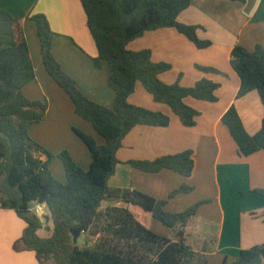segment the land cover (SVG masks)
I'll list each match as a JSON object with an SVG mask.
<instances>
[{
	"label": "trees",
	"instance_id": "trees-1",
	"mask_svg": "<svg viewBox=\"0 0 264 264\" xmlns=\"http://www.w3.org/2000/svg\"><path fill=\"white\" fill-rule=\"evenodd\" d=\"M79 2L97 50L93 65L100 68L104 63L108 71L107 86L114 93L112 108L86 98L74 79L62 71L52 54L54 34L46 17L33 14L29 19L34 24L45 72L69 97L75 114L90 123L103 139L99 145L73 129L89 150L87 170L67 151L54 156L30 138L28 130L42 120L47 103L24 96L23 88L35 79L29 49L20 31L19 18L0 9V209L12 210L25 224L14 249L33 251L38 264H207L204 253L185 243L184 229L200 203L170 213L164 208L166 201L136 190L108 186L124 137L136 126L164 128L169 124L167 115L129 104L128 98L137 83L155 102L168 106L185 127L195 125L199 116L197 110L185 104V99L217 101L215 92L219 84L204 78L191 87H182L178 82L164 84L159 75L170 69L169 64L152 62L149 50L126 49L129 42L145 32L162 28L174 29L198 49L209 47V41L197 38L195 26L177 21L192 0ZM230 65L240 81L237 97L255 91L264 107V50L256 46L248 52L236 45L230 53ZM221 121L240 155L264 152V117L259 131L253 135L245 131L233 106ZM191 155L186 150L128 164L145 173L170 170L188 177L193 168ZM54 157L61 162L65 183L57 181L49 169ZM189 190L183 185L169 197ZM255 193L264 197V190ZM107 200L120 202L122 206L103 207L102 202ZM34 205L45 206L43 218L46 223L51 222V227L36 216ZM151 219L168 228L171 239L153 233L148 227ZM42 231L47 232L46 237L40 236ZM79 239L83 240L82 245H78ZM232 264H264V244L240 251Z\"/></svg>",
	"mask_w": 264,
	"mask_h": 264
},
{
	"label": "crops",
	"instance_id": "crops-1",
	"mask_svg": "<svg viewBox=\"0 0 264 264\" xmlns=\"http://www.w3.org/2000/svg\"><path fill=\"white\" fill-rule=\"evenodd\" d=\"M0 9L19 18L20 31L29 49L35 79L23 88V94L29 100L47 103L42 120L28 130L30 138L54 156L67 151L87 170L89 150L73 129L91 137L96 144L101 145L103 139L90 123L75 114L69 97L45 72L34 24L29 19L33 14L46 17L54 34L52 54L62 71L74 79L86 98L112 108L114 93L107 86L108 71L104 63L100 68L93 65L97 50L79 0H0ZM177 21L195 26L197 38L209 41L210 46L198 49L174 29L162 28L145 32L129 42L126 49L149 50L152 62L169 64L170 69L159 75L164 84L178 82L182 87H191L202 78L219 84L215 92L217 101L185 99L187 106L199 112L195 125L185 127L168 106L155 102L137 83L128 98L129 104L163 113L169 117V124L164 128L136 126L124 137L116 152L117 164L108 186L136 190L166 201L164 208L170 213L200 203L184 229L185 243L204 253L207 264H232L240 251L264 244V197L255 193L264 190V152L240 155L221 121L233 106L249 135L260 129L264 107L255 91L237 97L240 81L231 68L230 53L236 45L248 52L256 46L264 50V0H192ZM55 46L67 54L57 51ZM186 150L191 151L193 163L188 177L170 170L145 173L128 164L132 160H153ZM49 169L57 181L65 183L62 165L56 157L50 161ZM183 185L190 190L169 197ZM102 206L122 204L107 200ZM154 221H149V229L171 239L170 230ZM24 227L12 210L0 209V264H38L33 251L14 249Z\"/></svg>",
	"mask_w": 264,
	"mask_h": 264
},
{
	"label": "rangeland",
	"instance_id": "rangeland-1",
	"mask_svg": "<svg viewBox=\"0 0 264 264\" xmlns=\"http://www.w3.org/2000/svg\"><path fill=\"white\" fill-rule=\"evenodd\" d=\"M55 49H57L56 48V46H55ZM60 50H58L57 49V51H59V52H61V53H63V54H67V52L65 51L64 52V50L62 49V48H59ZM105 66V65H104ZM105 68H106V66H105ZM107 70V69H106ZM31 101H40V100H31ZM55 158V157H54ZM56 160L59 162V164H61L60 163V161H59V159L56 157ZM49 164H50V162H49ZM45 213H46V211H45V208H44V214L43 215H41V216H39V218L47 225L48 223H46V220L43 218V216L45 215ZM154 222H156L157 224H159V225H161L162 226V224L161 223H159L158 221H154ZM50 225V227L52 226V224H51V222L48 224V226ZM164 228V227H163ZM40 236L41 237H46L47 236V232L46 231H42L41 233H40ZM77 243H78V245H82L83 244V240L81 239H79L78 241H77ZM47 264H50V263H47Z\"/></svg>",
	"mask_w": 264,
	"mask_h": 264
},
{
	"label": "built area",
	"instance_id": "built-area-1",
	"mask_svg": "<svg viewBox=\"0 0 264 264\" xmlns=\"http://www.w3.org/2000/svg\"><path fill=\"white\" fill-rule=\"evenodd\" d=\"M44 208V205H34L32 210L36 214V216L39 217L44 214Z\"/></svg>",
	"mask_w": 264,
	"mask_h": 264
}]
</instances>
